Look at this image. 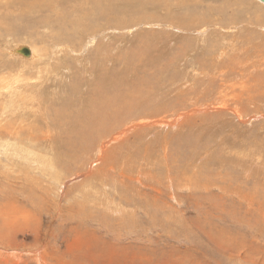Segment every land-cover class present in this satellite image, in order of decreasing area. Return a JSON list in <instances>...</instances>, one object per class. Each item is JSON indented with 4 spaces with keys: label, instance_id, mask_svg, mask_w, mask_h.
Instances as JSON below:
<instances>
[{
    "label": "rangeland",
    "instance_id": "1",
    "mask_svg": "<svg viewBox=\"0 0 264 264\" xmlns=\"http://www.w3.org/2000/svg\"><path fill=\"white\" fill-rule=\"evenodd\" d=\"M17 3L0 4V264H264V3ZM44 52L68 63L39 85Z\"/></svg>",
    "mask_w": 264,
    "mask_h": 264
},
{
    "label": "bare ground",
    "instance_id": "2",
    "mask_svg": "<svg viewBox=\"0 0 264 264\" xmlns=\"http://www.w3.org/2000/svg\"><path fill=\"white\" fill-rule=\"evenodd\" d=\"M5 1V2H4ZM7 1L8 0H0V4L1 5H7ZM18 1V3L17 4H20V5H25L26 6V8H25V10H30V8L31 7H33V8H39V9H41V8H43V9H48V5H40V3L38 4L37 2L39 1V0H17ZM260 1V0H259ZM14 2V1H13ZM37 3V4H36ZM263 3V2H262ZM51 6H53V4L51 5ZM61 7H63V6H61ZM5 9H9L8 7H6ZM47 17V16H46ZM42 18H43V16H42ZM62 18V17H61ZM68 19H70V18H68ZM65 20H66V18H65ZM72 20V19H71ZM64 21V20H63ZM70 21V20H69ZM72 21H74V20H72ZM62 22V21H61ZM60 24H62V23H60ZM70 24H71V22H70ZM62 27H65L64 25L62 26ZM67 34V36H69V33H66ZM87 39V38H86ZM99 40V39H98ZM84 41V40H83ZM101 41V40H100ZM99 41V42H100ZM82 44V43H81ZM64 45V44H63ZM21 47V46H20ZM79 47H82V46H79ZM19 48V47H18ZM18 48H17V50H18ZM34 49H35V52L37 51L36 50V48L35 47H33ZM33 48H29V52H30V55H29V57L31 56V53L34 55V49ZM50 49V48H49ZM48 49V50H49ZM54 49H56L55 51H56V53L58 52V50L57 49H59L58 48V45H57V47L55 46L54 47ZM84 49V48H83ZM222 50V49H221ZM60 51V50H59ZM70 51H71V49H70ZM72 51H73V49H72ZM75 51V50H74ZM48 52V51H47ZM50 52V51H49ZM52 53H53V51H51ZM77 52V51H76ZM43 53V52H42ZM59 53V52H58ZM57 53V54H58ZM66 53V52H65ZM72 53V52H71ZM75 53V52H74ZM79 53V52H78ZM18 54V53H17ZM44 54L45 55H42L41 53H39L38 54V57L35 59V62L34 63H36V61H37V63H36V65H34V69H35V66H36V73L34 74V75H36L37 76V78H42V77H44L45 76V78H43L42 79V81L39 83V85H44V84H46V81L45 80H49V75H48V71L49 70H55V76H57V75H59L60 73H59V71L58 70H56V69H58L57 67L58 66H60V64L61 63H63L64 61H65V63H68V58L66 57V56H64V58H63V60H61L60 62H57V63H55V64H52L53 62H55V61H53V59H54V57L52 58V57H49V58H52V59H49V58H45L46 56L48 57V55L46 54V52H44ZM220 54H223V53H220ZM19 55V54H18ZM50 56V55H49ZM52 56H55V55H52ZM58 56V55H57ZM69 56V55H68ZM34 57V56H33ZM56 57V56H55ZM71 57V56H70ZM52 65H55L56 67H52ZM71 65V64H70ZM27 68L28 69H31L32 68V66H27ZM44 74V75H43ZM30 86H32V83H26L25 84V86L23 87V89H19V88H13L12 90H18V91H20V92H25V91H27V90H29V87ZM70 88L73 90L74 88H76V85L75 84H72L71 86H70ZM8 90V89H7ZM226 99V98H225ZM264 100V99H263ZM218 103V102H217ZM219 104H220V109H224V103H222L221 101L219 102ZM237 113H238V111H237ZM219 224V223H218ZM207 225V224H206ZM224 231V230H223ZM214 232V231H213ZM221 232V231H220ZM210 234V233H209ZM80 246V245H79ZM81 247V246H80ZM80 249V248H79ZM62 257V256H61ZM64 258V257H63ZM136 258V257H135ZM87 259V258H86ZM195 259V258H194ZM81 260V259H80ZM89 260V259H88ZM115 260V259H114ZM83 261V260H82ZM96 262V261H95ZM71 264V263H70Z\"/></svg>",
    "mask_w": 264,
    "mask_h": 264
},
{
    "label": "water",
    "instance_id": "3",
    "mask_svg": "<svg viewBox=\"0 0 264 264\" xmlns=\"http://www.w3.org/2000/svg\"><path fill=\"white\" fill-rule=\"evenodd\" d=\"M260 1L264 3V0H260ZM17 53L25 57L30 55L29 49L27 47H19Z\"/></svg>",
    "mask_w": 264,
    "mask_h": 264
}]
</instances>
